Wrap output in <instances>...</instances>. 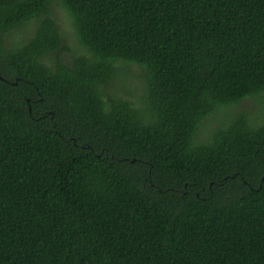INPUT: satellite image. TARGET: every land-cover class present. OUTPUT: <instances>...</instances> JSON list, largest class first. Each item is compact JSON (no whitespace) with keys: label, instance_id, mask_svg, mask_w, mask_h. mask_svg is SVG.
I'll return each instance as SVG.
<instances>
[{"label":"trees","instance_id":"trees-1","mask_svg":"<svg viewBox=\"0 0 264 264\" xmlns=\"http://www.w3.org/2000/svg\"><path fill=\"white\" fill-rule=\"evenodd\" d=\"M53 3L86 51L68 63ZM120 64L141 105L105 94ZM249 99L264 0H0V264H264V119L196 141Z\"/></svg>","mask_w":264,"mask_h":264},{"label":"rangeland","instance_id":"rangeland-1","mask_svg":"<svg viewBox=\"0 0 264 264\" xmlns=\"http://www.w3.org/2000/svg\"><path fill=\"white\" fill-rule=\"evenodd\" d=\"M50 16L58 25L60 34L64 39V46L68 48L63 52L61 59L65 63H68L74 56L79 54L85 55L86 51L77 42L75 30L69 15L61 7L53 3L50 6ZM35 25L36 22L31 20L22 28L12 31L6 36V46H18L22 42L27 41L31 38ZM117 74V78L112 84L108 85L105 94L109 97L119 96L136 105H141L142 96H144V71L136 65L120 64ZM240 112H245L255 124H259L264 119V102L249 99L208 116L198 128L196 141L208 140V137L214 133L218 126L225 124L227 120Z\"/></svg>","mask_w":264,"mask_h":264}]
</instances>
